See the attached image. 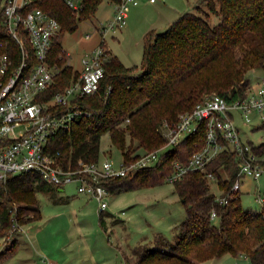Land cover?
Instances as JSON below:
<instances>
[{"label": "trees", "instance_id": "16d2710c", "mask_svg": "<svg viewBox=\"0 0 264 264\" xmlns=\"http://www.w3.org/2000/svg\"><path fill=\"white\" fill-rule=\"evenodd\" d=\"M101 2L79 0L77 12L62 0H32L24 6V13L39 9L60 25L48 58L60 71L48 90V98L63 91L78 75L67 64L61 36L74 33L79 23L94 17ZM1 7L0 3V24ZM6 40L11 45V40ZM253 70L264 71V0H201L164 32L144 35L140 65L125 67L112 55L107 59L99 92L77 102L90 117L77 118L69 131L57 135L50 145L51 152L65 167L76 166L79 161L96 162L101 137L109 134L123 163H129L144 151L163 147L166 141L162 123L176 122L205 95L216 94L228 102L245 98L251 88L248 73ZM205 144L203 123L182 144L166 152L157 166L108 181L104 186L114 195L166 182L174 162L187 164ZM252 151L264 157V143L252 145ZM222 170L227 178L222 177ZM237 172L236 154L228 148L206 166L205 173L189 172L175 182L187 214L178 226L177 240L144 251L134 264H196L226 254L245 256L251 264H264V201L259 212L243 210L241 193L227 206L219 205L206 178V174H213L218 189L226 192L236 181ZM46 188L49 185L32 174L12 175L0 181V238L40 220L36 191ZM212 211L217 223L211 219ZM99 220L103 221L101 216ZM124 261L130 264L126 256Z\"/></svg>", "mask_w": 264, "mask_h": 264}, {"label": "built area", "instance_id": "2783aa9c", "mask_svg": "<svg viewBox=\"0 0 264 264\" xmlns=\"http://www.w3.org/2000/svg\"><path fill=\"white\" fill-rule=\"evenodd\" d=\"M31 1L2 0L0 181L12 175L32 174L47 185L64 187L74 184L77 194L94 199L98 210L103 212L111 198L104 186L106 182L157 166L166 152L182 144L203 123H206L205 146L193 153L187 164L174 162L167 182L174 184L189 172L205 173L206 166L228 148L235 152L238 168L236 181L229 190H219L216 177L206 174L208 181L217 188V192H213L216 203L227 206L237 193H241V183L245 178L257 181L264 176L262 158L253 153L252 145L241 140L234 119L235 113H240L246 120L253 113L264 114V71L255 87L251 85L245 98L228 102L216 94L207 95L192 111L180 114L176 122H163L161 133L166 143L159 149L144 151L137 159L119 165L105 158L101 162L79 161L76 166L65 167L51 152L50 145L57 135L69 131L77 118L90 117L91 114L83 111L77 102L99 92L104 78V63L111 56L106 38L126 26L129 8L137 6L139 1L112 0L113 16L96 30L99 42L81 57L77 78L49 98L48 90L60 71L49 63V51L60 25L42 10L24 13V6ZM62 1L75 12L80 10L79 0ZM156 1L149 0L150 3ZM90 36L86 34L85 38ZM110 89L108 87V92ZM255 200L262 206L264 196H257ZM211 219H216L214 211Z\"/></svg>", "mask_w": 264, "mask_h": 264}, {"label": "rangeland", "instance_id": "374dc122", "mask_svg": "<svg viewBox=\"0 0 264 264\" xmlns=\"http://www.w3.org/2000/svg\"><path fill=\"white\" fill-rule=\"evenodd\" d=\"M0 3L2 5V0ZM184 3L186 7H183L181 14L193 10L195 5L191 3L189 7L187 0ZM110 16L111 7L103 0L94 17L79 23L74 33L61 36V45L68 55L67 64L74 70L81 68V56L98 39L93 33L97 21H103ZM86 34H92L91 39L86 40ZM116 37L118 39L108 36L106 45L113 52L123 50L128 58L123 60L126 67L140 65L143 40H136L132 36L123 40ZM261 76L260 70L248 73L254 86L256 77ZM234 119L244 143L253 146L264 143V114L253 113L246 120L240 113H235ZM105 158H110L116 165L123 163L122 154L111 144L109 134L103 135L100 141L98 161ZM221 175L223 178L228 177L223 170ZM209 186L211 190L215 187L212 181H209ZM263 195L264 176L257 181L251 178L242 181L243 210L259 212L261 205L255 198ZM36 197L40 220L21 226L9 234L6 243H10L14 236L21 233L17 252L6 253L1 249L3 254L0 255V264H124L123 254L130 264H134L144 251L160 249L162 243L174 244L178 226L187 216L174 184L167 181L111 195L108 208L103 212L98 210L94 199L88 200L85 196L78 195L74 184L65 186L61 192L56 186L49 185V188L37 190ZM100 216L102 222L99 220ZM196 264L251 262L247 257L226 254L219 259Z\"/></svg>", "mask_w": 264, "mask_h": 264}, {"label": "crops", "instance_id": "0c3cea01", "mask_svg": "<svg viewBox=\"0 0 264 264\" xmlns=\"http://www.w3.org/2000/svg\"><path fill=\"white\" fill-rule=\"evenodd\" d=\"M138 1H139V3L137 6L130 7L128 10L127 24L124 27V30L125 29L126 30L124 31V30L120 29L121 31L118 30L115 33L110 34L108 36L112 37L113 39H118L116 37V36H118L122 40L127 36H130V37L132 36L133 38H136V40H139V39L143 40L144 35L146 33H148L149 31H155V32H159V33L164 32L168 28V26L181 15V11H183V7H186L184 0H165L163 2L157 0L154 3H150L149 0H138ZM187 2L189 3L188 6L190 7L191 3H195L194 6H196L200 2V0H187ZM101 4H102V2H101ZM101 4H100V6H101ZM106 4L108 7H111V16L109 18H105L103 21H97L95 27H93V33H95L97 35L98 39L96 40L95 44H93L87 48V50L84 54L90 52L98 44L99 36H98V33L96 32V30L103 23L110 20L113 16V2H112V0H106ZM90 35L92 36V34H90ZM91 36L89 39H91ZM89 39H86V40H89ZM107 48H108L110 54L112 56H116L118 58V60L125 66V64L123 63V60H127L128 58L126 57V54L123 53V50H117L116 52H113L112 48H110L109 46H107ZM122 54H124L125 56ZM79 70H76V71H79ZM258 78L259 77H256L257 82H258ZM251 85H252V83H251ZM253 87H255V86L253 85ZM262 160H264V157H262ZM57 188H58L59 192L63 191L62 187H57ZM212 190H213V192H217L216 186L213 187ZM78 195H80V194H78ZM83 196H85V195H83ZM85 197L88 200H91V198H89L87 196H85ZM20 236H21V233L14 236L11 239L10 243H6L7 237H1L0 238V250L2 249V251L5 250V252L8 251L9 253H12V254L17 252V246L19 243V237ZM2 254L3 253L0 251V255H2ZM124 256L125 255L123 254V261H124ZM241 257H245V256H241ZM123 263L125 264V261Z\"/></svg>", "mask_w": 264, "mask_h": 264}]
</instances>
